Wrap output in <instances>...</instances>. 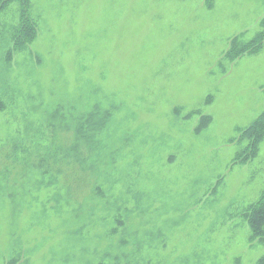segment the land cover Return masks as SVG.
I'll use <instances>...</instances> for the list:
<instances>
[{
    "label": "rangeland",
    "instance_id": "rangeland-1",
    "mask_svg": "<svg viewBox=\"0 0 264 264\" xmlns=\"http://www.w3.org/2000/svg\"><path fill=\"white\" fill-rule=\"evenodd\" d=\"M28 2L0 12V264L264 260V0Z\"/></svg>",
    "mask_w": 264,
    "mask_h": 264
},
{
    "label": "trees",
    "instance_id": "trees-1",
    "mask_svg": "<svg viewBox=\"0 0 264 264\" xmlns=\"http://www.w3.org/2000/svg\"><path fill=\"white\" fill-rule=\"evenodd\" d=\"M13 1H14V0H0V12H1V10H2L5 6H7L8 2H13ZM20 2H21V4H22V7H23V8H27V7L29 6V2H28V0H20ZM21 17H22V18H21V24L24 22L22 30H23L25 27L28 28L27 31H23L24 36L27 37V38H29V40L31 41V40L33 39L34 35H35V32L32 30L33 27H32V25L30 24V22L28 21V19H27V17H26V10H25V11L22 10V12H21ZM263 119H264V115H263L262 117H260L259 119L256 120V122H255V124H254V127H255V126H259L258 129H260V128L264 129V121H263ZM257 208H258V207H255V208L253 209L252 213H253V212H257V210H258ZM251 217H252V216H251ZM256 218H258V219H260V220H262V219L264 220V209H263V212H261L260 214H257L255 217H253V218L250 219V220H251L252 230H253L254 232H255V231L258 229V227H259V222H258V220H257ZM258 232L261 233L260 230H258ZM262 234H264V231H263ZM262 234L260 235V239H263V238H264V236H263ZM257 235H258V234H257ZM259 264H264V260L260 261Z\"/></svg>",
    "mask_w": 264,
    "mask_h": 264
}]
</instances>
